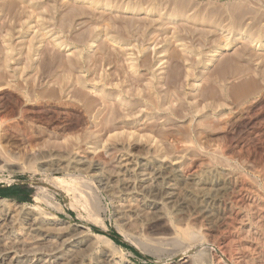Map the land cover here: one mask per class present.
<instances>
[{
  "label": "rangeland",
  "instance_id": "obj_1",
  "mask_svg": "<svg viewBox=\"0 0 264 264\" xmlns=\"http://www.w3.org/2000/svg\"><path fill=\"white\" fill-rule=\"evenodd\" d=\"M131 144L170 162L180 179L232 183L224 208L232 216L207 233L212 251L196 245L190 255L264 264V226L249 205L264 203V0H0V159L14 165L0 190L14 187L22 200L0 199L58 206L60 218L82 223L59 188L86 190L85 178L36 159L88 157L111 173ZM86 182L128 263H179L169 241L198 224L156 221L127 238L108 196ZM239 210L260 237L253 244L237 233Z\"/></svg>",
  "mask_w": 264,
  "mask_h": 264
},
{
  "label": "bare ground",
  "instance_id": "obj_2",
  "mask_svg": "<svg viewBox=\"0 0 264 264\" xmlns=\"http://www.w3.org/2000/svg\"><path fill=\"white\" fill-rule=\"evenodd\" d=\"M67 155L50 159L41 157L37 158L36 162L38 161L40 168L49 163L57 171L69 174V177L87 178L81 181H90L96 188L103 190L111 203L114 220L127 238L136 239L141 230L156 221L170 223L173 220L176 225H185L186 229L199 225L196 228L198 233L193 230L188 237L186 233L170 239L169 242L182 252L178 264H202L198 256L189 254L196 245L203 246L202 250L207 253L212 251V244L206 239L207 233L228 216L224 211L225 199L232 183L224 175L215 176L214 181L195 175L180 179L177 167L165 160L151 157L144 147L137 144H131L128 151L116 156L112 166L114 171L111 173H106L104 167L96 161L90 162L88 157ZM7 159H11L10 156ZM7 159H0V174L14 170L11 169L14 167L10 163L12 161ZM15 162L14 164H17ZM84 182L80 184L84 185L86 190L74 184L59 188L66 206L77 213V218L84 220L79 224L60 218L58 213L61 209L58 206L56 212H47L40 208V205L24 207L0 199V264H130L124 258L126 253L124 254L107 236L106 226L99 217L102 209L99 207L95 190L93 191V186L85 187L88 182ZM191 197L198 201L197 208L195 202L190 200ZM257 202L250 201L249 209L253 211L251 214L255 220L254 224L263 228L264 203L259 206ZM234 215L241 241L252 243L260 240L259 236L251 234L248 218L244 213L239 210ZM66 216L69 219L71 217ZM231 216L232 214L227 218ZM93 228L98 229L100 233L94 232ZM176 228L177 226H174V229ZM252 230L254 233L255 230ZM260 234L263 235L262 232ZM244 263L249 264L248 258Z\"/></svg>",
  "mask_w": 264,
  "mask_h": 264
},
{
  "label": "trees",
  "instance_id": "obj_3",
  "mask_svg": "<svg viewBox=\"0 0 264 264\" xmlns=\"http://www.w3.org/2000/svg\"><path fill=\"white\" fill-rule=\"evenodd\" d=\"M18 189L16 188H5L0 190V197H13L16 198L17 200H22L17 194L16 191Z\"/></svg>",
  "mask_w": 264,
  "mask_h": 264
}]
</instances>
